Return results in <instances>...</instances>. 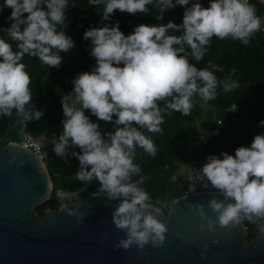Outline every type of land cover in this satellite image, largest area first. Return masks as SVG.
Masks as SVG:
<instances>
[{
  "label": "clouds",
  "instance_id": "clouds-1",
  "mask_svg": "<svg viewBox=\"0 0 264 264\" xmlns=\"http://www.w3.org/2000/svg\"><path fill=\"white\" fill-rule=\"evenodd\" d=\"M89 3L104 5L102 21H111L117 9L146 13L148 6L154 5L158 10L156 19L162 21L166 11L177 5L185 8L180 25L172 20L167 24H140L128 35L121 31L118 20L114 25L86 29L84 39L91 41L90 54L96 64L90 72L77 74L72 80L73 92L61 99L63 131L53 139L57 156L79 160L76 180L99 182L92 193L94 198L106 196V203L117 201L112 221L125 237L116 248L128 250L135 245L143 250L149 243L159 247L168 233L166 223L160 219L166 201H153L142 186L147 178L136 162L137 148L153 157L157 154L154 140L143 130L161 132L165 115H189L196 97L204 106L216 99L218 89L227 93L238 88L239 82L231 75L218 79L215 73L223 71L221 66L209 61L208 67L198 68L190 61L203 60L213 37L249 44L264 27V18L257 15L251 0H209L208 7L201 0ZM4 7L12 9L6 20L14 22L10 27H0V32L6 33L0 35V117L11 116L15 110L27 125L40 120L44 112L28 107L32 103V81L23 58L35 56L46 66L58 68L63 60L61 53L76 47L64 30L68 0H3L0 12ZM10 40L17 42L15 50ZM231 71L235 73V69ZM86 110L99 120L112 122L114 130L102 132ZM236 110L235 103L228 108V112ZM259 126L264 127V120ZM206 159L202 168L195 169L199 184L211 186L223 199L208 202L215 220L208 217L204 204L194 206L207 220V225H200L201 230L215 232L217 224L225 228L246 220L255 224L258 234L264 237V133L256 135L250 146L238 147L235 155L222 152ZM55 195L60 201H70L76 193L58 188ZM78 209L69 208L68 214L83 222V213Z\"/></svg>",
  "mask_w": 264,
  "mask_h": 264
},
{
  "label": "trees",
  "instance_id": "trees-1",
  "mask_svg": "<svg viewBox=\"0 0 264 264\" xmlns=\"http://www.w3.org/2000/svg\"><path fill=\"white\" fill-rule=\"evenodd\" d=\"M201 2L205 7L209 6V0H201ZM251 2L256 6L257 15L264 18V2L260 0H251ZM0 4H3V0H0ZM148 8L149 12L136 14L121 12L117 9L111 14V21H102L103 4L95 6L91 5L89 0H68L67 27L64 30L73 38L76 47L68 53H61L63 60L58 68L46 66L38 57L24 56L23 63L26 64L32 81L30 84L32 103L28 107L35 106L42 110L44 115L40 120L34 119L27 122V125L15 110L11 116L0 117V150L10 142L19 143L27 130L41 137L62 125L61 121L65 117L61 99L73 92L72 80L77 74L90 72L96 64L95 58L90 54L91 41L84 39L86 29L102 27L108 23L114 25L118 20L121 31L128 35L133 32L135 26L140 24H167L169 20L178 25L182 24L185 11L183 6L177 5L174 9L166 11L162 21L156 19L158 10L154 5H149ZM11 12L12 9L8 7H4L0 12V27H10L14 22L6 20ZM0 35L6 36V33L0 32ZM9 42L15 50L17 42L11 40ZM209 61L223 68L222 72L215 73L218 79L231 75L232 79L239 82V87L227 93L222 88L218 89L216 99L210 100L204 106L199 97H196L195 106L189 115H182L179 112L165 115L161 132L150 133L143 130L155 142L157 148L155 157L137 148L136 162L141 165L142 175L147 178L142 186L150 193L153 201L158 199L166 201L167 208L163 207L166 215H169L171 200L181 198L186 193L184 180L173 182L172 179L180 173L182 176L185 174L181 171L188 160L184 148L189 145L191 137L198 134V128L202 125L201 120H204L205 125L208 119L214 120L216 126L213 133L210 134L207 131L204 134L201 145L196 147L200 153L194 155L195 162L200 161L201 153L219 155L222 152H228L235 155L238 147L250 146L256 135L264 133V127L259 126L260 121L264 120V27L253 35L247 45L231 38L221 40L213 37L203 60L197 62L193 59L190 62L195 63L198 68H205L208 67ZM232 69H235L234 74ZM159 103L161 107H164L163 101ZM233 103L237 105V110L228 112V108ZM86 115L100 124L102 132L114 130L112 122L99 120L91 115L90 110H86ZM113 119H116L115 115ZM52 139L54 137L51 136L49 141ZM75 150L80 151L79 148ZM199 164L197 163V166H200ZM79 166V160L76 157L69 156L68 159H64L57 156L54 151L51 154L48 152V171L53 190L47 203L37 209L40 216L43 217L47 210L56 212L63 205L80 203L99 187L98 181L75 179V172ZM133 179H139V177ZM58 188L75 192L76 196L70 201H60L55 195ZM244 226L247 229L249 243L262 237L258 234L255 224L244 220Z\"/></svg>",
  "mask_w": 264,
  "mask_h": 264
},
{
  "label": "water",
  "instance_id": "water-1",
  "mask_svg": "<svg viewBox=\"0 0 264 264\" xmlns=\"http://www.w3.org/2000/svg\"><path fill=\"white\" fill-rule=\"evenodd\" d=\"M46 164L15 142L0 150V264H264V237L249 243L244 220L232 227L217 224L215 232L201 230L207 220L194 206L204 204L215 220L208 202L222 200L219 194L173 198L169 215H160L168 227L165 243L143 250L116 248L125 233L112 221L117 201L106 203V196L90 195L42 217L37 209L53 190ZM77 207L83 222L68 214Z\"/></svg>",
  "mask_w": 264,
  "mask_h": 264
},
{
  "label": "built area",
  "instance_id": "built-area-1",
  "mask_svg": "<svg viewBox=\"0 0 264 264\" xmlns=\"http://www.w3.org/2000/svg\"><path fill=\"white\" fill-rule=\"evenodd\" d=\"M219 125H220V123H219ZM193 137H191V140L189 141V145H188L190 148V152L192 154H193V150H192L193 145L194 144L201 145V141H202L200 138L199 139H197V138L193 139ZM47 143H53V139H52V141H49V139L46 137V135L39 137V136L33 134L31 131L27 130L26 132L23 133L21 141L17 144H20L24 148L31 150L44 163H47L46 165L48 166V151L46 150V144ZM188 146L184 148V151L187 150ZM193 157H194V155H192V158ZM197 163L198 162H195L192 159V163L190 164L189 168H187V171L185 172V174L182 176L180 173V174L174 176L172 181L173 182H179L180 180H184L183 184L186 188V193L184 196L196 195V194H206V193L218 194L215 192L214 189L211 188V186H209L208 188H204L202 184H199L200 181H199V178L195 172V169H200V167L197 166ZM164 208H167V205H165Z\"/></svg>",
  "mask_w": 264,
  "mask_h": 264
},
{
  "label": "rangeland",
  "instance_id": "rangeland-1",
  "mask_svg": "<svg viewBox=\"0 0 264 264\" xmlns=\"http://www.w3.org/2000/svg\"><path fill=\"white\" fill-rule=\"evenodd\" d=\"M204 120H201L200 122L202 123V125L201 126H199V128H198V131H197V133H200L201 135H194V137H193V139H195V138H197V139H203L204 138V134L208 131L210 134L211 133H213V129H214V127L216 126V122L214 121V120H211V119H208L207 120V125H205L204 124V122H203ZM203 134V135H202ZM188 146V145H187ZM192 146V145H191ZM196 147H198V145L197 144H194L193 145V148L192 149H194V151H193V154L195 155V154H197V153H200V150H197L198 148H196ZM47 149H48V151H49V153L51 154V153H53V147H51V146H48L47 147ZM186 157H188V160H187V167L189 168V166H190V164L192 163V155H191V152H190V148H189V146H188V148H187V150H186V155H185ZM209 155H207V154H205V153H201V157H200V166L202 167L206 162H207V157H208ZM184 168V167H183Z\"/></svg>",
  "mask_w": 264,
  "mask_h": 264
},
{
  "label": "crops",
  "instance_id": "crops-1",
  "mask_svg": "<svg viewBox=\"0 0 264 264\" xmlns=\"http://www.w3.org/2000/svg\"><path fill=\"white\" fill-rule=\"evenodd\" d=\"M63 131V125H60L57 129H55L54 131H52V132H49L48 134H46V137L49 139L51 136L53 137H55V138H59V135L61 134V132ZM199 134V133H198ZM48 146H51V147H53V143H47L46 144V148L48 147ZM47 151H48V149H47ZM49 152V151H48ZM191 155H194V154H192L191 153ZM187 159H188V157H187ZM194 161V160H193ZM198 163H200V161L198 162ZM200 165V164H199ZM200 168H202L201 166H199ZM187 165H185L184 166V169L182 170V172H186L187 171Z\"/></svg>",
  "mask_w": 264,
  "mask_h": 264
},
{
  "label": "bare ground",
  "instance_id": "bare-ground-1",
  "mask_svg": "<svg viewBox=\"0 0 264 264\" xmlns=\"http://www.w3.org/2000/svg\"><path fill=\"white\" fill-rule=\"evenodd\" d=\"M206 194H208V193H206Z\"/></svg>",
  "mask_w": 264,
  "mask_h": 264
}]
</instances>
